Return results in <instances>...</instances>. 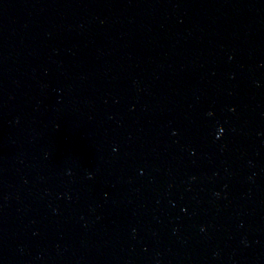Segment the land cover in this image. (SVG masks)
<instances>
[{
    "label": "water",
    "instance_id": "water-1",
    "mask_svg": "<svg viewBox=\"0 0 264 264\" xmlns=\"http://www.w3.org/2000/svg\"><path fill=\"white\" fill-rule=\"evenodd\" d=\"M0 264H264V0H0Z\"/></svg>",
    "mask_w": 264,
    "mask_h": 264
}]
</instances>
